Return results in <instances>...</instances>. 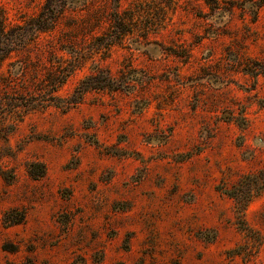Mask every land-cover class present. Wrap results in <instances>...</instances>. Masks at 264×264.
I'll use <instances>...</instances> for the list:
<instances>
[{"label":"rangeland","instance_id":"rangeland-1","mask_svg":"<svg viewBox=\"0 0 264 264\" xmlns=\"http://www.w3.org/2000/svg\"><path fill=\"white\" fill-rule=\"evenodd\" d=\"M219 1L174 0L154 32L104 52L93 15L111 1H76L3 62L18 91L68 76L66 106L0 117V264H264V192L224 194L264 164V5ZM42 2L0 9L15 21ZM97 68L119 88L76 97Z\"/></svg>","mask_w":264,"mask_h":264},{"label":"trees","instance_id":"trees-1","mask_svg":"<svg viewBox=\"0 0 264 264\" xmlns=\"http://www.w3.org/2000/svg\"><path fill=\"white\" fill-rule=\"evenodd\" d=\"M76 1L80 0H43L37 13L28 17L20 16L15 21L10 20L4 10L0 9V68L12 52L25 48L37 40L41 33L49 32L58 15L67 5L74 4ZM110 1L111 5L108 11H104V13L98 11L93 15L97 24H101V21L106 24V30L101 35L92 38L91 47L94 51H108L112 45L120 43L126 35H131L135 29L138 31V36L146 37L162 25L164 7L175 4L174 0H150L148 4L139 3L134 6V10H129L122 8L120 0ZM245 1L251 2L258 8L264 5V0ZM220 2L224 1L204 0V4L210 8L212 13L222 9ZM135 15L138 16L136 21H134ZM9 65L14 66L12 63ZM67 72L65 67L58 66L48 71L42 78L33 81L30 85L31 88H27L24 83H17L20 91L15 89L16 84H12L9 77L0 73V117L4 112L27 113L36 110L37 107H42L43 103L66 106L62 104L63 102L55 93L65 82L68 76ZM104 87L114 90L119 88L110 76H104L103 71L97 68L96 72L81 81L80 86L76 87L75 94L79 98L82 92L89 88ZM59 101L61 102L59 103ZM75 102L71 101V103ZM65 104H70V102L66 101ZM30 176L39 177L31 174ZM263 192L264 164L255 174L245 176L232 190H226L224 194L246 204ZM21 220L15 219L12 223L17 224Z\"/></svg>","mask_w":264,"mask_h":264}]
</instances>
